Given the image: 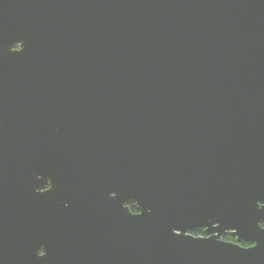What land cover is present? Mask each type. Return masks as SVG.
<instances>
[{"label":"water","instance_id":"obj_1","mask_svg":"<svg viewBox=\"0 0 264 264\" xmlns=\"http://www.w3.org/2000/svg\"><path fill=\"white\" fill-rule=\"evenodd\" d=\"M263 222L264 0H0V264H264Z\"/></svg>","mask_w":264,"mask_h":264},{"label":"trees","instance_id":"obj_2","mask_svg":"<svg viewBox=\"0 0 264 264\" xmlns=\"http://www.w3.org/2000/svg\"><path fill=\"white\" fill-rule=\"evenodd\" d=\"M130 208L132 209V211H134V212L136 211V206H135V205L130 204ZM263 226H264V223H263ZM192 233H194L195 236H197V235H203V234H204V230H203V229H198V230H196V231H193ZM227 241H228V240H227ZM241 245L246 246V245H249V244L241 243Z\"/></svg>","mask_w":264,"mask_h":264},{"label":"rangeland","instance_id":"obj_3","mask_svg":"<svg viewBox=\"0 0 264 264\" xmlns=\"http://www.w3.org/2000/svg\"><path fill=\"white\" fill-rule=\"evenodd\" d=\"M96 11H97V9H96V6H95V5H89V6H88V12H89V13L95 14ZM263 223H264V222H263Z\"/></svg>","mask_w":264,"mask_h":264},{"label":"flooded vegetation","instance_id":"obj_4","mask_svg":"<svg viewBox=\"0 0 264 264\" xmlns=\"http://www.w3.org/2000/svg\"><path fill=\"white\" fill-rule=\"evenodd\" d=\"M225 237H228L227 240H229V241H235V242H237V240H236L235 237H232V236H225ZM225 237H224V238H225ZM244 243H246V242H244ZM246 244H249V243H246Z\"/></svg>","mask_w":264,"mask_h":264},{"label":"bare ground","instance_id":"obj_5","mask_svg":"<svg viewBox=\"0 0 264 264\" xmlns=\"http://www.w3.org/2000/svg\"><path fill=\"white\" fill-rule=\"evenodd\" d=\"M50 187H51V185H50V183H48L47 186H46V189H50ZM25 199L30 202V200L28 198H25Z\"/></svg>","mask_w":264,"mask_h":264}]
</instances>
